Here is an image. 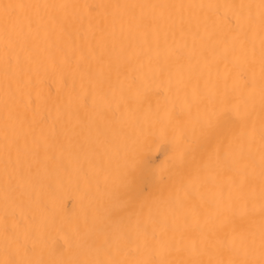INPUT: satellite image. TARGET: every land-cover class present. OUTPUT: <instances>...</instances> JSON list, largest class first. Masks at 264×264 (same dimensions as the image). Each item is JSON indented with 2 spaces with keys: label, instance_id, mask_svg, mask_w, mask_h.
Instances as JSON below:
<instances>
[{
  "label": "snow or ice",
  "instance_id": "obj_1",
  "mask_svg": "<svg viewBox=\"0 0 264 264\" xmlns=\"http://www.w3.org/2000/svg\"><path fill=\"white\" fill-rule=\"evenodd\" d=\"M0 264H264V0H0Z\"/></svg>",
  "mask_w": 264,
  "mask_h": 264
},
{
  "label": "bare ground",
  "instance_id": "obj_2",
  "mask_svg": "<svg viewBox=\"0 0 264 264\" xmlns=\"http://www.w3.org/2000/svg\"><path fill=\"white\" fill-rule=\"evenodd\" d=\"M150 158L153 162L151 165V167L153 168H159L165 160V157L162 152L157 150H153L150 153ZM150 179L151 178H149V180ZM62 195L64 197L67 209L69 210V212H71V210L78 204L77 193L71 187H69L62 193Z\"/></svg>",
  "mask_w": 264,
  "mask_h": 264
}]
</instances>
